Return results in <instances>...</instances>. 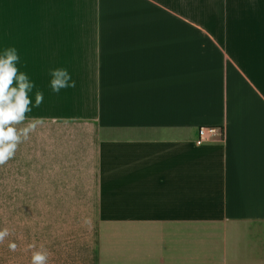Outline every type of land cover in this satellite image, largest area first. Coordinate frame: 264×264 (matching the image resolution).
<instances>
[{
    "label": "crops",
    "instance_id": "1",
    "mask_svg": "<svg viewBox=\"0 0 264 264\" xmlns=\"http://www.w3.org/2000/svg\"><path fill=\"white\" fill-rule=\"evenodd\" d=\"M6 48L94 199L49 264H264V0H0Z\"/></svg>",
    "mask_w": 264,
    "mask_h": 264
},
{
    "label": "rangeland",
    "instance_id": "2",
    "mask_svg": "<svg viewBox=\"0 0 264 264\" xmlns=\"http://www.w3.org/2000/svg\"><path fill=\"white\" fill-rule=\"evenodd\" d=\"M64 136L40 127L20 145L15 157L0 167V229L11 233L0 243V264H17L16 255L31 253L30 245L68 244L67 240L79 239L82 228H87L83 220L91 219L94 199L86 195L87 183L71 181L79 175L67 166ZM47 225L55 229L46 233L69 234L71 238L42 237L40 228ZM9 242L17 245L15 252L8 249Z\"/></svg>",
    "mask_w": 264,
    "mask_h": 264
},
{
    "label": "clouds",
    "instance_id": "3",
    "mask_svg": "<svg viewBox=\"0 0 264 264\" xmlns=\"http://www.w3.org/2000/svg\"><path fill=\"white\" fill-rule=\"evenodd\" d=\"M20 57L15 48H6L0 54V167L12 160L21 144L29 141L33 133L44 125L43 119H29L33 107L43 103L44 93L36 87L27 73L17 67ZM50 89L53 93L75 87V81L65 68L51 71ZM34 92V104L32 95ZM84 226L91 229L90 218L83 220ZM11 235L9 229H0V243ZM32 249L30 264H49L51 253L41 245ZM8 249L15 252L17 245L9 242Z\"/></svg>",
    "mask_w": 264,
    "mask_h": 264
},
{
    "label": "built area",
    "instance_id": "4",
    "mask_svg": "<svg viewBox=\"0 0 264 264\" xmlns=\"http://www.w3.org/2000/svg\"><path fill=\"white\" fill-rule=\"evenodd\" d=\"M219 133V130L217 128L213 127H200L197 130L196 138L194 140L195 145H202L206 142L205 135L207 134H217Z\"/></svg>",
    "mask_w": 264,
    "mask_h": 264
}]
</instances>
